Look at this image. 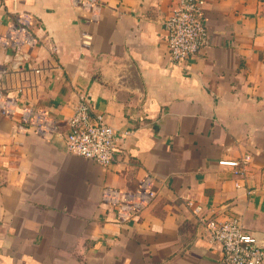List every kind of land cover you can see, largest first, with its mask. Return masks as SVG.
I'll use <instances>...</instances> for the list:
<instances>
[{
  "label": "crops",
  "instance_id": "0c3cea01",
  "mask_svg": "<svg viewBox=\"0 0 264 264\" xmlns=\"http://www.w3.org/2000/svg\"><path fill=\"white\" fill-rule=\"evenodd\" d=\"M177 1L0 0V33L22 16L38 40L19 64L0 51L7 93L62 134L84 94L118 146L103 166L0 115V264H224L209 219L264 247V0H203L208 44L181 65L164 28ZM140 183L153 202L119 221L103 189Z\"/></svg>",
  "mask_w": 264,
  "mask_h": 264
},
{
  "label": "built area",
  "instance_id": "2783aa9c",
  "mask_svg": "<svg viewBox=\"0 0 264 264\" xmlns=\"http://www.w3.org/2000/svg\"><path fill=\"white\" fill-rule=\"evenodd\" d=\"M75 5L95 12L102 6L103 0H73ZM204 7L203 0H178L171 16L165 21L169 58L172 63L181 65L198 54L208 44V33L201 20ZM95 18V16H93ZM32 22L19 16L7 30L0 33V51L11 50L13 65L24 59L22 51L32 50L38 40L31 30ZM22 53V54H21ZM19 62V63H18ZM15 71L18 67H14ZM33 72L41 75L42 69ZM7 70L0 65V115L15 119L17 130L32 132L44 140L62 137L66 150L74 155L109 166L115 161L117 140L114 129L101 115H93L87 97L82 94L68 119V133L60 131L61 121L52 116L46 109L30 105H20L18 97H11L4 86ZM22 91V90H21ZM223 165L237 166V162H221ZM155 198V193L144 183L134 191H125L105 187L102 200L117 213V218L125 222L134 214L148 208ZM193 212L199 214L200 207L189 203ZM205 233L213 245L223 251L224 264H264V247L256 237L247 232L237 218L225 221L207 220L204 223Z\"/></svg>",
  "mask_w": 264,
  "mask_h": 264
}]
</instances>
